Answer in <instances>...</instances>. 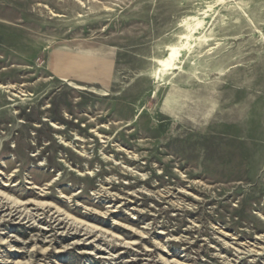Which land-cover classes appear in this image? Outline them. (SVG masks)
Instances as JSON below:
<instances>
[{
	"label": "rangeland",
	"instance_id": "1",
	"mask_svg": "<svg viewBox=\"0 0 264 264\" xmlns=\"http://www.w3.org/2000/svg\"><path fill=\"white\" fill-rule=\"evenodd\" d=\"M6 196L0 264H264V0H0Z\"/></svg>",
	"mask_w": 264,
	"mask_h": 264
},
{
	"label": "bare ground",
	"instance_id": "2",
	"mask_svg": "<svg viewBox=\"0 0 264 264\" xmlns=\"http://www.w3.org/2000/svg\"><path fill=\"white\" fill-rule=\"evenodd\" d=\"M179 55H180L179 49L173 48L171 50L169 58L165 59L163 61H160V66L162 68V70L160 72L166 73L167 71H170L171 69H173L174 62L178 59ZM7 198L11 199L9 197H7ZM7 204L8 205L11 204V206L10 205L8 206L6 204L3 206H0V212L5 211L7 213L6 216L9 218L17 217V215L21 213L20 208L24 206V204H22V202H19L16 199L12 200V202H7ZM6 206H8V207H6ZM58 212H60V210ZM79 224H82V223H79ZM77 228H80V227H77Z\"/></svg>",
	"mask_w": 264,
	"mask_h": 264
}]
</instances>
